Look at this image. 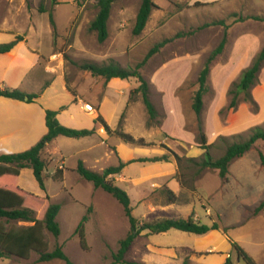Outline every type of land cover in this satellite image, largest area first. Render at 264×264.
Returning a JSON list of instances; mask_svg holds the SVG:
<instances>
[{"label": "rangeland", "instance_id": "1", "mask_svg": "<svg viewBox=\"0 0 264 264\" xmlns=\"http://www.w3.org/2000/svg\"><path fill=\"white\" fill-rule=\"evenodd\" d=\"M140 1L118 0L112 5L107 23L108 37L102 43L97 40L96 32L89 30V24L98 11L97 0H58L56 5H52L50 0H0V24L28 31L33 26L40 33L42 52L46 57L49 54L53 56V66L64 72L71 93L79 95L85 92L86 87L96 93V88H91L96 78L82 68L83 64L116 62L134 69L155 44L170 39L138 69L149 84L151 101L158 112L157 122L145 127L148 133L154 134V143L166 145L181 157H186L190 144L197 145L199 133L197 119L191 109L197 76L209 53L222 40L225 29L211 23L223 20L227 26L226 43L222 53L211 63L208 92L203 97L200 115L202 131L210 138L207 142L212 143L210 155L216 159L223 154L227 144L244 140L254 127L264 129V64L251 90L254 104L241 101L236 109L227 108L231 83L238 80L243 67L249 65L264 46V22L254 19L236 22L231 15L264 17V0H152L155 8L144 30L135 36L132 28ZM40 4L46 12L38 11ZM50 12L55 22L54 29L50 25ZM206 24L208 26H204ZM247 42L251 52L249 59L242 63L235 57L237 45H246ZM135 81L132 78V82ZM169 86L175 87L171 94L166 91ZM110 98V95L106 96V100ZM86 99L94 100L90 95ZM136 102L143 106L140 94L129 101L132 104ZM178 114L184 119L185 136H192L190 141H183L178 135L175 137L163 130L164 127H176ZM136 133L149 138L142 126L136 127ZM185 136L182 138L186 139ZM76 151L79 149L63 150L64 180L47 178L45 191L39 188L32 171L24 170L21 186L42 196L25 192L24 204L34 210L39 220L49 203L61 205L57 216L59 237L56 239L45 231L48 251L58 244L74 264H109L112 253L118 249V241L126 236L130 225L114 198L100 189H95L93 194L92 183L77 174ZM259 153L264 158L262 140L256 141L243 156L232 160L226 182L220 179L216 170L209 168L196 175L195 168L185 162L178 171L185 189L192 185L197 192L195 208L202 224L221 228L230 242L238 244L255 264H264V208L256 212L264 201V164ZM42 158L49 173L53 165L49 167L48 158ZM112 161L113 157L107 164ZM186 193L180 197L181 201L188 196L189 192ZM205 209L210 213L208 217ZM85 214L88 216L85 223L88 249L82 250L74 231ZM211 218L214 219L213 224ZM231 249V263L243 264L237 260L232 245ZM37 258L38 254L32 252L28 259H0V264H65L61 260L38 262ZM143 258L146 254L129 252L125 256L127 261L137 263H143L140 261Z\"/></svg>", "mask_w": 264, "mask_h": 264}, {"label": "crops", "instance_id": "2", "mask_svg": "<svg viewBox=\"0 0 264 264\" xmlns=\"http://www.w3.org/2000/svg\"><path fill=\"white\" fill-rule=\"evenodd\" d=\"M48 31L50 34V29ZM17 37L21 40L12 50L0 55V91L17 89L38 96L33 102L0 96V153H18L36 144L47 131L44 120L45 110L55 111L57 112L56 118L61 125L78 130L93 129L94 132L82 138L58 136L50 142L42 152V157L48 158L50 163L48 166L53 165L49 175L57 167H65L63 152L65 148L67 150L79 149V152L74 153L76 166L81 161L86 168L96 172L123 163L125 165L121 172L113 177L114 183L128 194L132 215L140 224L163 219H187L188 217L202 224L195 208L197 192L189 193L182 201L164 202L161 194L164 187L177 197L188 192L176 178L178 166L173 157H170L168 161L131 163L138 159L161 157L168 153L160 146V143L152 141L154 134L147 132L145 127L147 112L144 106L137 102L129 103L130 92L138 87V81L135 78V83L132 82V78L105 80L102 77L93 76L96 79L91 84V88H96V93L86 87L82 95L77 92L72 94L66 84L64 72L53 66V56L49 54L46 57L42 52L40 33L33 26L28 31L8 24H0V45L15 41ZM242 45L243 43L237 45V56L235 57L243 63L249 59L251 46L248 42ZM249 65L247 64L243 69ZM166 91L171 94L175 91V87H170ZM88 92L90 94H87ZM88 95L94 100H87ZM107 95H110V100H106ZM81 102L89 104L92 111H85ZM97 117H101L112 130L118 127L122 119L123 132L135 138H143L145 142L153 144L138 146L124 143L114 135H108L102 124L95 122ZM176 117L178 118L176 127L174 129L164 127L163 130L175 137L178 135L177 137L183 141H190L192 136L190 138L185 136L183 117L181 114ZM138 125L144 128L149 138L136 133ZM184 136L186 139L182 138ZM206 139L210 141L207 136ZM203 152L198 144H190L186 157L199 158ZM112 157L111 164H107ZM26 169L29 168L19 172L18 187L26 193L42 197L21 186V174ZM63 180L64 178L59 181ZM94 190L93 187V194ZM46 196L48 195L43 197ZM209 214L205 209V216L208 217ZM211 222V224L214 223L213 218ZM206 226L210 230L202 235L176 229L158 234H151L147 230L142 231L132 242L127 254L129 252L137 255L146 254V258L140 260L144 264H182L184 261L186 264H224L226 259H231L230 239L221 228L214 229L210 225Z\"/></svg>", "mask_w": 264, "mask_h": 264}, {"label": "trees", "instance_id": "3", "mask_svg": "<svg viewBox=\"0 0 264 264\" xmlns=\"http://www.w3.org/2000/svg\"><path fill=\"white\" fill-rule=\"evenodd\" d=\"M28 1V0H25ZM118 0H97V14L89 24V30L96 32L97 40L102 43L108 37L107 23L110 16L112 5ZM58 0H50L52 5H56ZM155 4L152 0H141L135 17L132 28L133 35L137 36L144 30ZM38 11L40 13L46 12L42 4L39 5ZM238 21L246 19H254L264 22V17L252 16L242 17L236 13L231 15ZM224 26V33L220 43L209 53L205 59L201 70L197 76V88L193 93L191 109L194 112L198 123V137L197 144L204 152L201 157L190 158L181 157L175 151L166 145H161L168 152L161 157L143 158L133 162H160L168 161L173 157L178 167L182 163L188 164L195 168L196 175H199L202 170L209 168L216 170L221 180L226 182L228 175V168L232 160L243 156L248 152L254 143L258 140L264 141V129L254 127L250 134L244 140L231 142L226 145L223 154L213 159L210 155L212 143H208L205 134L202 131L201 112L203 109V97L208 92V76L210 73V66L214 59L220 55L224 49L227 38V26L223 20L214 21L211 25ZM50 25L54 29L55 22L50 12ZM208 26V24L204 25ZM21 40L17 37L15 41L0 45V55L6 54ZM170 39H165L160 43L155 44L145 55L144 59L138 63L134 69L125 68L116 62H109L103 64L85 63L82 68L88 70L94 77H102L105 80L111 78H135L138 81V87L130 92V99L140 94L141 102L147 112L148 120L147 126H151L157 122L158 112L151 101L150 88L148 82L138 72V69L147 62L155 53L159 51ZM264 64V46L256 54L250 65L246 67L240 74L237 81L232 82L228 89L229 103L228 109H236L238 104L242 102L254 104L251 90L257 82L258 73ZM0 96L26 102H33L37 98V94H27L17 89L2 90ZM44 120L46 126V134L29 149L18 153H0V259H28L32 252L38 254V262H49L52 260H61L65 264H74L64 253L60 245H56L52 251L47 250V241L45 239V231L50 233L54 238L60 235V226L57 221V216L60 212L61 205L59 203L51 202L47 205L41 220L36 218L33 209L27 207L25 203V192L17 185V178L20 170L29 168L42 191H45V181L47 178L59 181L65 176L66 169L61 167L48 175L46 170V163L42 158V152L46 146L52 142L56 137L63 136L67 138H82L91 135L94 130L87 129H72L61 125L57 118V112L45 110ZM95 122L102 124L104 130L108 135H114L122 140L124 143L150 146L153 143H147L143 138H135L132 135L125 133L121 129V120L118 127L114 130L110 129L102 120L97 117ZM261 162L264 164V158L259 153ZM125 164L120 163L116 167H108L101 172H96L86 168L81 161L78 162L75 171L85 181L92 183L95 189H101L114 198L122 207L125 216L129 222V230L126 236L118 241V249L112 253V261L109 264H143L137 262H130L125 259V255L131 247L134 239L142 232L149 231L151 234H158L166 232L170 229H176L183 232L202 235L207 233L210 228L193 220L192 217L187 219H163L153 223L142 222L141 224L132 215V207L128 194L122 188L114 183L113 177L121 172ZM176 178L180 184L185 187L180 180L179 171L176 173ZM187 188V187H186ZM189 193L194 192V187L191 185L187 188ZM161 194L165 203H175L180 201L170 190L165 187L161 190ZM49 199L48 196L45 197ZM264 208V201L260 203L256 212ZM91 208L89 207L88 210ZM88 221V216L85 214L75 228V235L78 238L79 246L82 250H87L88 245L85 238V223ZM19 223V224H18ZM25 223V224H20ZM212 228H215L212 226ZM233 250L236 252L237 260L243 264H255L253 259L236 243L231 242ZM182 264H186L184 261ZM224 264H232L231 260L226 259Z\"/></svg>", "mask_w": 264, "mask_h": 264}, {"label": "built area", "instance_id": "4", "mask_svg": "<svg viewBox=\"0 0 264 264\" xmlns=\"http://www.w3.org/2000/svg\"><path fill=\"white\" fill-rule=\"evenodd\" d=\"M81 106H82V108L85 111H88V112H91L92 111V107L89 104H87V103L81 102Z\"/></svg>", "mask_w": 264, "mask_h": 264}]
</instances>
